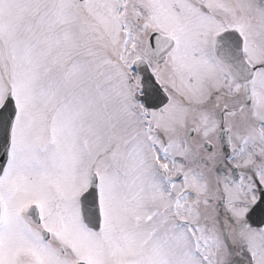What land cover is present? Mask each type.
Wrapping results in <instances>:
<instances>
[{
    "label": "snow or ice",
    "instance_id": "6c2138e0",
    "mask_svg": "<svg viewBox=\"0 0 264 264\" xmlns=\"http://www.w3.org/2000/svg\"><path fill=\"white\" fill-rule=\"evenodd\" d=\"M0 264H264V0H0Z\"/></svg>",
    "mask_w": 264,
    "mask_h": 264
}]
</instances>
